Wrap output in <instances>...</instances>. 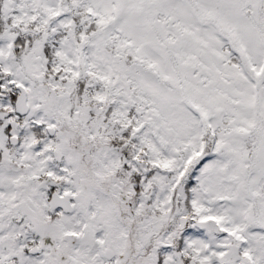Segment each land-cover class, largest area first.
Instances as JSON below:
<instances>
[{"label":"snow or ice","instance_id":"snow-or-ice-1","mask_svg":"<svg viewBox=\"0 0 264 264\" xmlns=\"http://www.w3.org/2000/svg\"><path fill=\"white\" fill-rule=\"evenodd\" d=\"M0 264H264V0H0Z\"/></svg>","mask_w":264,"mask_h":264}]
</instances>
